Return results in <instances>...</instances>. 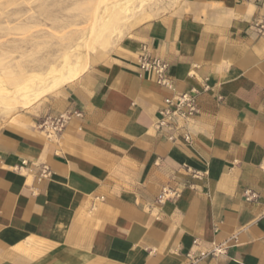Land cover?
<instances>
[{
    "label": "crops",
    "instance_id": "0c3cea01",
    "mask_svg": "<svg viewBox=\"0 0 264 264\" xmlns=\"http://www.w3.org/2000/svg\"><path fill=\"white\" fill-rule=\"evenodd\" d=\"M259 13L254 0H182L29 122L1 127L0 264H264ZM143 45L175 93L197 92L190 142L155 128L171 92L140 69ZM69 110L82 116L62 133L37 130Z\"/></svg>",
    "mask_w": 264,
    "mask_h": 264
},
{
    "label": "rangeland",
    "instance_id": "374dc122",
    "mask_svg": "<svg viewBox=\"0 0 264 264\" xmlns=\"http://www.w3.org/2000/svg\"><path fill=\"white\" fill-rule=\"evenodd\" d=\"M116 1L0 0V86L13 93L0 95V128L8 122H29V116H34L48 98L64 87L26 105L14 93L30 84V74L45 72L55 61L59 65L64 55L74 52L79 44L87 58L86 72L94 69L116 53L136 29L174 14L182 2L136 0L135 14L129 19L125 12L118 19L104 17V11Z\"/></svg>",
    "mask_w": 264,
    "mask_h": 264
},
{
    "label": "built area",
    "instance_id": "2783aa9c",
    "mask_svg": "<svg viewBox=\"0 0 264 264\" xmlns=\"http://www.w3.org/2000/svg\"><path fill=\"white\" fill-rule=\"evenodd\" d=\"M258 5L260 13L253 19V28L256 34L264 36V0H254ZM139 67L144 72L154 75L157 83L171 92V96L164 99V107L159 111V118L155 123L158 132H166L169 140L175 142L181 139L190 142L191 136L186 123L198 112L197 92L175 93L172 82L167 76L168 64L163 60L152 57L148 53L146 46L140 48L138 58ZM206 88V87H205ZM82 113L78 110H69L60 114H46L38 124V128L48 137L63 132L68 122L72 118H80ZM49 170L42 172L43 177H47ZM227 247L214 246L212 254H224ZM206 253H200V257Z\"/></svg>",
    "mask_w": 264,
    "mask_h": 264
},
{
    "label": "bare ground",
    "instance_id": "6f19581e",
    "mask_svg": "<svg viewBox=\"0 0 264 264\" xmlns=\"http://www.w3.org/2000/svg\"><path fill=\"white\" fill-rule=\"evenodd\" d=\"M136 0H117L104 11V17L112 15L114 19L120 18L122 12L129 19L135 14L134 2ZM144 2V1H141ZM143 4V3H142ZM140 5V2H139ZM34 6V5H33ZM121 15V16H120ZM125 17V15H123ZM116 22V21H115ZM82 44L77 45L74 52L66 53L57 65V62H52L45 72L30 74L27 78L30 82L28 86L19 88L14 95L26 101L25 104H32L36 99L44 94H49L50 91L57 90L60 87L71 84L86 73L87 58L81 50ZM86 53V52H85ZM24 86V85H23ZM35 87H40L35 89ZM10 90L0 86V95H12ZM33 94L32 97H30Z\"/></svg>",
    "mask_w": 264,
    "mask_h": 264
}]
</instances>
